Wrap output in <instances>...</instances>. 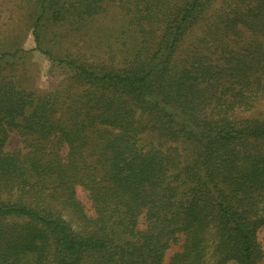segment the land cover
Masks as SVG:
<instances>
[{"label": "trees", "instance_id": "obj_1", "mask_svg": "<svg viewBox=\"0 0 264 264\" xmlns=\"http://www.w3.org/2000/svg\"><path fill=\"white\" fill-rule=\"evenodd\" d=\"M5 1L63 82L25 85L0 23V264H259L264 116L237 112L264 102V0ZM109 2L120 63L43 46Z\"/></svg>", "mask_w": 264, "mask_h": 264}, {"label": "rangeland", "instance_id": "obj_2", "mask_svg": "<svg viewBox=\"0 0 264 264\" xmlns=\"http://www.w3.org/2000/svg\"><path fill=\"white\" fill-rule=\"evenodd\" d=\"M0 10V23L4 35L11 36L17 46L30 50L19 65L21 66L19 74L21 73V79L25 80L23 83L29 88L44 92L59 81L63 82L58 70H51L50 61L36 49L32 29L27 26L28 22L24 19V13L19 10V7L13 2L5 1L0 4ZM125 24L126 18L118 3L109 2L104 10L82 30L73 31V28L67 26L48 29L43 46L52 50L56 56H70L90 64L116 65L122 60L120 47H122L123 39L120 36ZM237 114L244 118L264 116V102L260 100L252 109L240 110ZM6 149L19 152L27 150L22 138L15 134H11L8 138ZM78 195L89 208V212H92L86 190L78 187ZM259 239L264 248V226L259 231ZM178 247L179 245L172 246L167 252V258ZM259 264H264V258Z\"/></svg>", "mask_w": 264, "mask_h": 264}]
</instances>
